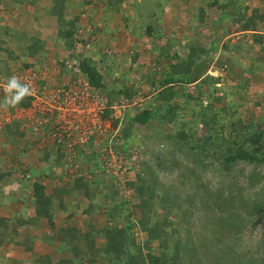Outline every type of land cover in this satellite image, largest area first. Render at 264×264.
Instances as JSON below:
<instances>
[{
    "label": "trees",
    "instance_id": "obj_1",
    "mask_svg": "<svg viewBox=\"0 0 264 264\" xmlns=\"http://www.w3.org/2000/svg\"><path fill=\"white\" fill-rule=\"evenodd\" d=\"M26 1L0 0V9L22 5ZM43 1L49 5L46 13L55 20V46L72 50L82 76L105 97L107 106L120 96L129 99L138 91L144 97L143 105L125 109L121 120L113 117L111 109L106 110L105 117L111 118V130L104 143L109 140L112 149L119 151L127 144L143 141L149 145L147 155L152 160L144 159L134 179L126 177L123 181L122 189L130 193L127 197H118L116 188L103 185L104 179L108 178H104L106 175L98 169L93 143L86 152L79 146L76 158L70 163L61 148H42L39 159L51 167L44 168L36 176L18 161L8 171L0 170V181L11 175L16 181L31 180L32 209V216L28 218L17 216L14 221L0 218V244L3 240L11 243L18 236L3 233V229L9 227L11 232L20 228L35 229L39 220L44 219L49 231L42 237L59 244L61 251L53 262L42 255L34 264H264L263 174L244 173L241 168L238 172L241 178L231 173H218L239 165L253 169L264 166V104L246 102L243 105L240 92L245 88L239 87L238 82L245 77L228 83L219 73L209 75L206 70L213 55L210 51L216 50L215 45L212 46V42H188L182 48L176 43L180 37L176 38L175 44L174 40L170 44L168 38L160 44L152 70L133 69L136 53L130 57L131 69L121 68L103 53L104 42H99V26L103 25L100 21L92 25L94 11L88 7L90 1L81 0L76 4L72 0ZM245 1L248 0H202L189 12L186 29H202L207 8L220 11L223 26L217 42L226 38L225 28L235 30L240 41L222 42L217 53L219 50L220 56L243 54L241 44L244 43L248 61L241 69L246 76L256 75L262 83L264 9L261 4L264 0H256L258 5L252 8ZM117 10L113 9L114 12ZM86 23L91 28L87 31ZM143 33L151 39L156 38L152 23L144 26ZM76 43L81 47L87 45L90 48L87 51L92 50L91 56H86L83 48L79 52L74 50ZM169 47H177L179 52L174 48L168 53ZM7 54L8 60H12L10 65L0 61V76L6 79L18 62L21 67L41 63L46 50L38 37H31L20 51L22 60L14 57L12 52ZM95 55L105 60L107 76L121 80L116 88L102 77L97 66L100 61L93 60ZM28 58L33 61L29 63ZM218 63L221 70L222 62ZM133 72L139 74L141 82L145 79L142 86L135 84ZM191 85L189 91L187 87ZM146 87L153 88L154 92L149 94ZM230 87L236 97L234 101L227 99V88ZM28 101L25 98L17 107H27ZM246 110L249 111L247 117ZM250 113L253 118L249 117ZM135 127H145L146 135L137 137ZM25 130L23 122L14 121L1 129L7 149H18L21 154L29 151L28 146H20L21 142L32 141L31 134ZM164 144L168 149L160 150ZM165 154H178L191 166L186 167L188 163L179 165L177 159L167 164L166 158L162 157ZM84 164L89 165L85 173L80 169ZM71 167L73 170L68 173ZM174 169L176 176L164 183L160 175L172 173ZM56 172L68 181L63 187L57 181L52 186L47 185L42 179H48V173L52 176ZM208 173L217 174L221 180L211 185L202 179ZM67 197L75 199L74 211L65 208L63 198ZM82 204L84 208L80 209ZM77 208L85 217L82 229L70 222L69 215H74ZM58 215H63L62 223ZM39 237H26L25 250L31 251L33 239Z\"/></svg>",
    "mask_w": 264,
    "mask_h": 264
},
{
    "label": "rangeland",
    "instance_id": "obj_2",
    "mask_svg": "<svg viewBox=\"0 0 264 264\" xmlns=\"http://www.w3.org/2000/svg\"><path fill=\"white\" fill-rule=\"evenodd\" d=\"M80 1L81 0H74V1L72 0V3L76 4V3H79ZM132 1L133 0H118V3H116L115 0L114 1L111 0L110 4L107 5L109 7L108 9L105 8L106 7L105 3L107 2V0H103V2L98 1L97 3L92 1L88 5L89 9H93L94 11V15L92 18V25H96V23L100 21V20H97L98 16L99 17L100 15L106 16L105 14H107V17L105 18V21L102 24L103 26H99L101 29L102 27L106 26V29L103 28L104 33H101L102 36L99 37V42H102V37H103V41H105L103 44V46L105 47H102L103 53L108 54L111 57V60L115 61L114 59L116 57L118 58V56L123 55L121 57L128 58L126 62L129 63L131 55L133 53H136V60L140 59L141 63L143 61L144 62L143 65L147 63L145 67L147 71V69L152 68L154 61L156 60V56L159 54L160 44L161 43L164 44L167 38L169 39L170 44H173L172 43L173 40L175 44L177 40L176 38L180 37L181 39H179V41H177L176 43L178 44V47H182V48H184L188 42L193 43V44L194 43L209 44V42H212L213 43L212 46L215 45L216 50L214 52L210 51V55L213 54L212 57H210V55L208 54L209 57L211 58V62L208 64V67L206 70L207 73L212 76H217L219 73L220 75H223V77L226 79L228 83L236 79L238 80L241 77H245L244 79L238 82L239 87L244 86L245 88V90L240 92V96L244 99L243 105H245L246 102H248L250 105H252L254 102H258L262 105L264 104V81L260 83L256 75L246 76L245 75L246 72L242 71L241 69L242 65L248 61L246 59V54H245L246 45L244 43L241 44L243 45V54L239 53L238 55L237 54L235 55L233 53L231 55L230 54L228 55V53L227 54L225 53L220 56L219 50L217 53V48L222 42H226L227 40H229L230 43H239L240 41V37L237 38L239 35L235 33V30L225 28L226 38L224 37L217 42V39L221 32V27L223 26L221 24L222 21H220V15H221L220 11L215 10L214 8H209V9L207 8L206 10L207 18L204 19L205 25L202 27V29L198 31H193L194 29L193 30L186 29L187 28L186 25L190 21L189 12L192 11V9H194L197 6V4L202 2V0H152V1L151 0L150 1H144V0L138 1L137 0V1H134L133 3ZM219 1L222 2L224 0H219ZM245 4L249 5L250 8H252L258 5V2L256 0H248L247 2L245 1ZM261 6H263V9H264V4H261ZM84 7H87V6H84ZM115 8L118 9V12L111 11ZM73 9L71 10L69 9V11H72ZM107 11L108 13H106ZM108 15L110 17H108ZM149 16H151L152 18ZM82 19H84V16L82 17ZM148 23H152V25L154 26V31H155V36H156L155 39L146 37L143 33L144 26ZM89 29H91L90 25L86 23L85 30L87 31ZM211 32H214V33L211 34ZM160 35H161V38L159 37ZM109 36L110 38H112V40L122 39L123 43L122 44H115V42L111 43ZM127 38H129L130 40L127 41L126 40ZM124 40H126L125 42H127L128 44H124L125 43ZM135 46H138L139 49H143V50L139 52V50L137 51ZM82 47L77 49V51L79 52L80 49H82ZM53 48H54V53L56 55L55 56L56 61H53L52 63L57 62V64H54V66H57L59 69L64 70L59 60L65 57L68 50L61 49L60 47L58 46L56 47L55 45L53 46ZM169 48L170 49L168 53H172L175 47H169ZM182 48L180 49V51L183 50ZM89 49L88 47L86 48V46L83 47L82 49L85 52L86 56H91L90 54L92 50L87 51ZM176 49L177 47L175 48L174 51H177ZM10 50L13 53L19 52L16 50V47H14L13 44L11 45ZM262 54L263 55L261 56H264V52ZM177 55L175 57L176 59H177ZM95 56L96 57H94L93 60L100 61V62H97V66L100 69V73L102 77L105 78V81L109 83V85L113 88H116L118 85H120L121 80H119L116 77L113 78L114 76L112 78L107 76L108 72L104 71L105 60L102 59L100 56L98 57L97 55ZM70 57H72V52L70 54ZM18 59L22 60L21 58H18ZM218 62L220 63L222 62L221 70H219L218 68L219 66H221ZM115 63L116 65L120 66V63H118L117 61H115ZM233 63H236V64L233 65ZM18 64L19 62L15 64L14 67ZM126 65L127 64H122L121 68L126 67ZM114 71L115 73H117V70H114ZM227 73H229L230 76H228ZM60 75L61 73L58 76ZM58 76H57V79H55L57 81L61 79V76L60 77ZM142 80H143L142 83L144 84L145 79L142 78ZM187 88L189 91L192 90V85L188 86ZM227 91H228L227 99H231L234 101L236 97L233 94V88L232 87L227 88ZM1 98L3 99V96H0V101H2ZM0 111H1V108H0ZM248 113L249 111L246 110V117L248 116ZM114 115H116V113H114ZM249 117L253 118V115L250 113ZM119 119L120 120L122 119V115H120ZM27 129L28 128H26V131ZM135 130H136V134L140 135L141 137H144L147 132L145 127H135ZM30 133H31L30 138H32L31 140H33L34 142L35 141L38 142L37 139L39 137H34L32 132ZM2 136L3 135L0 134V149L3 150L2 152H5L6 151L4 150L6 149L5 142H4L5 139L2 138ZM103 142H105V140H103ZM146 145H145V154H144L145 160L146 158H148L147 151L149 148V145L148 144ZM159 149L160 150L163 149L165 151L168 148L164 144ZM165 155H163L162 157L166 158L167 164L172 163L173 159L175 160L177 159V161H179V165L183 164L184 166L188 163L186 162L185 158H183L182 156H179L178 154L177 155L175 154L173 156L167 155V154ZM147 160L151 161L152 158L150 157ZM190 166L191 165L189 162L186 167H190ZM239 168H241L242 169L241 171H243L244 173H250L254 171V172H260L264 176V166L253 169L250 166H245V165L240 166L239 165L232 170H219L218 173H224V172L231 173V174H234V176L241 178L240 174L238 173ZM176 171L177 170L174 169L172 173H166V172L163 173V175H160L161 180L164 183L169 182V180H172L176 176ZM133 176H134L133 171L127 175V177L129 178H133ZM104 178H107V177H104ZM202 179L205 181L207 180V182H209L211 185H214V184L216 185V182L221 180V178L217 174L212 175L209 173L204 174ZM108 180L104 179L103 185H109V184L112 185L113 188L117 189L118 197L120 196L126 197L125 196L126 191H124L125 189H122L123 187L122 184H118V183H115L114 181H111V180L108 181ZM261 183H264V179H262ZM106 194L109 195V193H106Z\"/></svg>",
    "mask_w": 264,
    "mask_h": 264
},
{
    "label": "built area",
    "instance_id": "obj_3",
    "mask_svg": "<svg viewBox=\"0 0 264 264\" xmlns=\"http://www.w3.org/2000/svg\"><path fill=\"white\" fill-rule=\"evenodd\" d=\"M80 47L77 43L74 50ZM71 52L68 51L59 60L65 74L58 81L55 79L60 69L54 66L55 62L41 69L21 67L19 64L13 67L10 75L18 76L21 83H27L32 90V94L26 97L29 105L25 108H1L0 111V131L13 121L23 122L34 137H39L40 144L64 150L69 163L76 158L79 146L86 152L91 143L107 137L111 130V118L105 117L108 108L112 110L113 117L118 118L123 109L140 107L144 102L138 91L129 99L120 96L107 106L105 97L82 76L79 62L70 57ZM139 77V74L133 76L138 87L142 86ZM5 79L0 76V95L3 99ZM146 92L152 94L154 89L146 87ZM95 151L98 169L111 181L122 184L127 174L139 169L144 159L145 142L127 144L115 151L108 140L100 142ZM72 170V167L69 168V172Z\"/></svg>",
    "mask_w": 264,
    "mask_h": 264
},
{
    "label": "crops",
    "instance_id": "obj_4",
    "mask_svg": "<svg viewBox=\"0 0 264 264\" xmlns=\"http://www.w3.org/2000/svg\"><path fill=\"white\" fill-rule=\"evenodd\" d=\"M89 1L97 3L101 0ZM107 1L110 2V0ZM133 2L134 0L132 3ZM105 5L106 7H104L108 9L109 7L107 4ZM48 6V2L43 0H28L23 2L22 5H17L15 7H11V5H9L7 9H0V61L10 65L12 60H8L7 52H11L10 47L12 44L14 47H16V50L19 51L18 53L12 52V55L22 59L20 56V51L24 50L25 46L29 42V38L31 37H38L44 43V49L46 50L45 59L39 64H33L34 68H46L49 67L53 61H56V55L53 48L55 45L56 36L55 20L46 13ZM106 13H108V11ZM105 15L106 16L100 15V17H97V20H100L101 24H103L105 18L107 17V14ZM108 17L110 16L108 15ZM104 29H106V26H104ZM104 29H101V31L103 30L101 33H104ZM14 32L16 34H14L15 36L12 37V33ZM126 40L129 41L130 39L127 38ZM126 40H124V42ZM102 42H105L103 41V37ZM110 42L122 44L123 40H112V38H110ZM124 44L128 43L125 42ZM135 48L137 51L139 50V52L143 50L139 49L138 46H135ZM121 56L123 55L118 56V58L116 57L114 60L120 63L121 66L122 64H127L126 67H124L126 69L133 66L131 61L129 63L126 62L128 58ZM27 61L30 63L33 61V59L28 58ZM55 63L57 64V62ZM143 63V61L141 63L140 59H137L134 63L135 66L133 69L137 68L139 70L142 69V71H146L145 67L147 63H145V65H143ZM153 65L151 69L147 70H152ZM59 73H61L60 76H63L65 71L60 69ZM133 74H135V72H133ZM24 128L26 127L24 126ZM27 132H30L29 129H27ZM25 145L28 146L29 151L22 154L18 151V149H7L6 144V149H4L6 150L5 152H2L3 150L0 149V170L8 171V168L17 164V161L20 162V164L33 176H36V174L38 175L46 167L47 170L50 169L51 166H47L44 161L39 159L41 158V150L42 148L47 147L46 145L39 144L37 141L34 142L33 140L30 142L24 141L20 144L22 147ZM33 154L35 155V158H33ZM87 166L89 165L86 164L85 166L84 164L80 169L85 173L88 168ZM48 175H50V178L48 179L41 176L47 185L51 184L52 186L53 183L57 181L59 182V185L63 187L68 182L66 177L62 174L60 176L58 172H56L55 175L52 174V176L49 173ZM30 185L31 180L27 179L24 182L19 180L16 181L13 175L5 177L0 181V218H7L9 221H14L15 217L17 216H23L26 218L32 216V209L30 207ZM104 192L106 193L105 189ZM74 200L70 199L69 197L63 198L65 208L74 211V209H72ZM79 200L81 201V198H79ZM83 206L84 204L81 205L80 209H83ZM75 211L76 213L74 215H69L70 222L77 228L82 229L81 225L84 222L85 217L80 214V210H78V208ZM58 220L60 223H62L64 220L63 215H58ZM8 228L3 229V233L5 232L6 234L10 235L17 234L18 236L11 243H7L3 240V243L0 244V264H34L37 257L42 255L48 256L53 262L58 257L61 251V246L59 244H54L52 241L46 240L42 237L45 236L49 231L44 219L39 220L35 229L20 228L11 232L9 230L10 228ZM33 235L40 237L33 239L31 251H26L25 245H27L28 242L24 244L25 239L26 237H31Z\"/></svg>",
    "mask_w": 264,
    "mask_h": 264
},
{
    "label": "clouds",
    "instance_id": "obj_5",
    "mask_svg": "<svg viewBox=\"0 0 264 264\" xmlns=\"http://www.w3.org/2000/svg\"><path fill=\"white\" fill-rule=\"evenodd\" d=\"M4 91H5L4 99L2 101H0V108H3V109H12V108L17 107L19 104H21L23 102V100L26 97H28V96H30L32 94V90H31L30 86L27 83H21L20 78L18 76H15V75H12V76H10V77L7 78L6 83L4 85ZM118 98L116 99V101L118 100ZM132 107H134V106H132ZM132 107H128V108H132ZM136 107H138V106H136ZM128 108H125V109H128ZM125 109H123L121 111L122 113L120 112L121 115L123 114V112H124ZM120 114H119V116H118L117 119H119ZM137 137H138V135H137ZM105 139H100V141L93 142L94 148H96L97 145L100 142L103 143V140H105ZM139 169H140V167H139ZM138 170H136L135 172H133V175H135V173ZM68 171H69V168H68ZM127 179H129V177H127ZM130 179H134V176H133V178H130ZM122 185H123V182H122ZM124 191H126V195L125 196L126 197L129 196V194H130L129 191L126 190V189Z\"/></svg>",
    "mask_w": 264,
    "mask_h": 264
}]
</instances>
